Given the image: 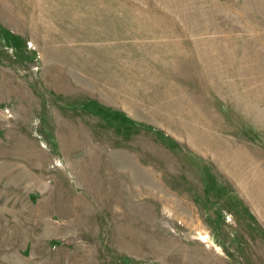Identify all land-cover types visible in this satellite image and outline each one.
<instances>
[{
	"label": "rangeland",
	"instance_id": "374dc122",
	"mask_svg": "<svg viewBox=\"0 0 264 264\" xmlns=\"http://www.w3.org/2000/svg\"><path fill=\"white\" fill-rule=\"evenodd\" d=\"M0 264H264V0H0Z\"/></svg>",
	"mask_w": 264,
	"mask_h": 264
}]
</instances>
